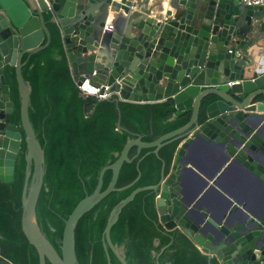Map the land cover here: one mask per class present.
Segmentation results:
<instances>
[{
  "label": "water",
  "instance_id": "95a60500",
  "mask_svg": "<svg viewBox=\"0 0 264 264\" xmlns=\"http://www.w3.org/2000/svg\"><path fill=\"white\" fill-rule=\"evenodd\" d=\"M137 5L0 0V264L264 261V5ZM62 44L77 83L118 92L89 118ZM196 137L260 179L257 213L193 218L179 160Z\"/></svg>",
  "mask_w": 264,
  "mask_h": 264
},
{
  "label": "crops",
  "instance_id": "0c3cea01",
  "mask_svg": "<svg viewBox=\"0 0 264 264\" xmlns=\"http://www.w3.org/2000/svg\"><path fill=\"white\" fill-rule=\"evenodd\" d=\"M136 2L138 9L156 6L157 10L160 6L167 8L169 0ZM103 18L104 24H113L112 14ZM104 24L98 25L99 31L112 29L104 28ZM261 32L263 35L258 41L264 43V29ZM254 69H258L257 63L254 64ZM247 75L250 76L251 71H248ZM186 137H182L177 149ZM179 162L181 198L184 203H189V206L193 207L191 215L194 219H199L205 214L206 218L213 220L219 219L222 215L239 220L244 213H257L263 200L262 183L254 173L242 165V161L229 154L227 143L196 137L184 147ZM195 244L199 246L196 242Z\"/></svg>",
  "mask_w": 264,
  "mask_h": 264
},
{
  "label": "trees",
  "instance_id": "16d2710c",
  "mask_svg": "<svg viewBox=\"0 0 264 264\" xmlns=\"http://www.w3.org/2000/svg\"><path fill=\"white\" fill-rule=\"evenodd\" d=\"M62 47H63V44H62ZM63 51H64V55H65V59H66V63H67V68H68V72H69V75H70V77H71V80H72V82L76 85V87L78 88V86H77V83H76V81L74 80V78H73V75H72V71H71V69H70V65H69V60H68V57H67V55H66V52H65V49H64V47H63ZM9 66H11V65H9ZM11 67H14V66H11ZM79 89V88H78ZM80 90V89H79ZM80 94H82L81 93V91H80ZM82 95H84V94H82ZM101 99H98L96 96H93V95H84V98H83V100H82V103H81V113H82V116L83 117H87V118H89L90 116H91V113H92V110H93V107L95 106V104L98 102V101H100ZM121 100H123V99H121ZM165 100V99H164ZM125 101H130V102H142V101H131V100H125ZM160 101H162V100H160ZM173 101V100H172ZM144 102H158V101H144ZM173 104H174V101H173ZM174 107H175V104H174ZM176 111V107H175V110H174V113L176 114V115H179V114H181V113H176L175 112ZM179 142H180V139H179V141H178V143H177V145H176V148H175V151H174V154H173V157H172V160H173V158H174V155H175V152H176V149H177V146H178V144H179ZM172 160H171V162H170V166H171V163H172ZM170 166H169V169H170ZM168 169V170H169ZM14 180V179H13ZM0 182H3V183H12L13 181H11V182H6V181H0ZM157 195H158V190H156V194L153 196V209L156 211V221L160 224V226L165 230V231H171L172 229H174V228H171V229H167L164 225H163V223L159 220V216H158V212H157V207H156V197H157ZM183 234H185L188 238H189V240L195 245V247L197 248V250L201 253V254H208V253H206V252H204V251H202L201 250V248L199 247V246H197L196 244H195V242L191 239V237H189L181 228H179V227H177ZM0 239H3V236H1L0 235ZM216 258V257H215ZM216 260H217V262L220 264V261L216 258ZM263 264H264V261H263Z\"/></svg>",
  "mask_w": 264,
  "mask_h": 264
},
{
  "label": "built area",
  "instance_id": "2783aa9c",
  "mask_svg": "<svg viewBox=\"0 0 264 264\" xmlns=\"http://www.w3.org/2000/svg\"><path fill=\"white\" fill-rule=\"evenodd\" d=\"M240 1L243 4L264 5V0H240ZM111 27H112L111 23L104 24V28L106 29L111 28ZM86 81H88V84H85V81L81 83H77L78 88L80 89L81 93L84 95H93V96H96L98 99H102L106 95L118 93L117 91L110 90L108 84L93 85L89 82L88 79ZM234 82H235L234 80H231L228 83L231 84Z\"/></svg>",
  "mask_w": 264,
  "mask_h": 264
},
{
  "label": "clouds",
  "instance_id": "9594fccd",
  "mask_svg": "<svg viewBox=\"0 0 264 264\" xmlns=\"http://www.w3.org/2000/svg\"><path fill=\"white\" fill-rule=\"evenodd\" d=\"M112 24V23H111ZM231 81V80H230ZM235 82L234 83H236L237 82V80H234ZM82 82H84V81H82ZM90 82V81H89ZM77 83V82H76ZM229 84V83H228ZM232 84V83H231ZM230 85V84H229ZM261 264H263V261L261 262Z\"/></svg>",
  "mask_w": 264,
  "mask_h": 264
},
{
  "label": "bare ground",
  "instance_id": "6f19581e",
  "mask_svg": "<svg viewBox=\"0 0 264 264\" xmlns=\"http://www.w3.org/2000/svg\"><path fill=\"white\" fill-rule=\"evenodd\" d=\"M86 80H87V79H86ZM86 80H84V81H85V84L88 83Z\"/></svg>",
  "mask_w": 264,
  "mask_h": 264
},
{
  "label": "flooded vegetation",
  "instance_id": "af4514ba",
  "mask_svg": "<svg viewBox=\"0 0 264 264\" xmlns=\"http://www.w3.org/2000/svg\"><path fill=\"white\" fill-rule=\"evenodd\" d=\"M261 206V205H260ZM260 210V208L257 210V212Z\"/></svg>",
  "mask_w": 264,
  "mask_h": 264
}]
</instances>
